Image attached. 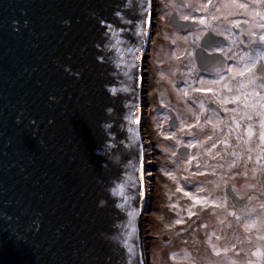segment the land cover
I'll list each match as a JSON object with an SVG mask.
<instances>
[{
    "label": "water",
    "instance_id": "95a60500",
    "mask_svg": "<svg viewBox=\"0 0 264 264\" xmlns=\"http://www.w3.org/2000/svg\"><path fill=\"white\" fill-rule=\"evenodd\" d=\"M153 2L0 0V264H148L138 121Z\"/></svg>",
    "mask_w": 264,
    "mask_h": 264
},
{
    "label": "rangeland",
    "instance_id": "374dc122",
    "mask_svg": "<svg viewBox=\"0 0 264 264\" xmlns=\"http://www.w3.org/2000/svg\"><path fill=\"white\" fill-rule=\"evenodd\" d=\"M205 1L184 0L182 5L175 4L173 0L153 2L157 21L155 18L145 62L147 107L142 131L145 132L143 138L146 140L147 149L151 150L147 157L156 161L157 165L152 169L150 185L153 187L151 202H148L149 209L141 216L140 224L143 250L148 264H233V262L262 264L260 258L253 256L252 253L257 250L264 251V240L258 239V236H264V230L245 231L244 228V221L249 214L256 219L264 218L260 204L252 201V206L249 208L236 211L231 207L230 200L226 199L227 210L225 207L212 206L213 202H221L222 198H225L221 196V191H225L228 183L239 182L243 187L249 172L245 168L247 172L242 173L244 168L240 162V167L237 168L238 176H233L229 167L230 158L225 161V157H220L215 116L201 111L196 100L197 95L190 92L183 83L179 85L174 80L173 75L178 71L173 69L179 61L178 57L183 56L184 48L186 49L187 46L186 35H175L178 39L174 41L169 39V45L165 42L168 40L164 41L166 52L169 54L167 59H171L170 63L168 62L171 64L170 69L168 65L165 70H168L170 76H163V72L160 70L159 73L156 68L158 65L156 58L161 53V45H163L161 41L164 40L163 19L167 18L171 10L179 12L182 18L187 16L197 19L198 12L202 9L201 5ZM225 2L226 0H212L213 4L219 6ZM239 2L243 3L241 0ZM233 7H222L223 27L241 19L233 14L236 11ZM232 8L233 13H231ZM167 59L164 58V64L167 63ZM185 92L187 96L184 95ZM171 108L178 111L177 116L181 122L176 129L169 126ZM197 117H199L197 127L188 130V125L196 123ZM214 125L215 129H213ZM181 126L185 130L182 131ZM169 135L173 138L165 139ZM209 135L213 137L212 140H207ZM213 142L216 143L215 148L211 147ZM190 144L196 146H186ZM185 147H188L190 152L189 155L183 156L179 150ZM193 157L197 159H192ZM169 172L172 173L173 179H169L166 174ZM196 172H206L207 175H192ZM177 187L209 203L193 205V201L183 192L176 191ZM189 209L195 213L191 219L188 217ZM228 212L235 213L241 219L236 220L235 216H229ZM177 219H182L183 223L174 224ZM231 220L236 224L235 229ZM212 245L219 250V255L213 252ZM237 252L240 254L237 255Z\"/></svg>",
    "mask_w": 264,
    "mask_h": 264
},
{
    "label": "flooded vegetation",
    "instance_id": "af4514ba",
    "mask_svg": "<svg viewBox=\"0 0 264 264\" xmlns=\"http://www.w3.org/2000/svg\"><path fill=\"white\" fill-rule=\"evenodd\" d=\"M173 1L177 5L184 4V0ZM241 1L246 5L245 8L239 9L233 7L236 8L234 13L233 8L231 10V13L241 19L233 22L232 25L225 27H223L222 24V6L221 11L217 12L216 7L219 6L217 4L215 5L212 3L208 8L200 9L198 12L199 18L197 19L189 18L185 20L180 16L179 12L171 10V13L168 14L167 18L163 19L165 33L163 34L164 40L161 41V44L163 42L164 46L161 45V53L158 54V57L156 58V61L158 62L156 67L158 72L161 73V70L163 76H170L168 70H165L168 65V69L171 67V64H169L171 59H167L169 54L166 52L167 49L165 48V42L169 45V39H173V41L178 39L175 35L187 36L186 49L184 48L183 56L181 55L178 57L179 61L176 60L177 63L173 69V71H178L173 75L175 78L174 80L179 83V85H182L183 83L190 92L197 95L196 100H198L199 106L201 103L204 104V109H201V111H205V113H208L209 115L213 114L215 116L216 134L219 139L221 151L220 157H225V161L228 157L231 162L235 160V167L231 168L233 176L238 174L237 168L240 167V162L244 168L242 173L249 172L248 179L243 187L239 182L236 184L230 182L227 187H225V191H221V196L229 199L231 207L236 211L249 208L252 206V201L257 202L260 205L264 202V197L260 196L261 168L264 166V160L257 161V145L259 140L258 137H254L250 145H243L242 140L245 131L244 124L241 123V126L237 128L230 123L233 116L232 110L237 106L235 104H225L221 106L216 98L211 95H205L203 91L198 90L199 87L200 89H212L213 91L219 92V95L224 98L231 96L232 93L222 90V84H231L233 81L226 79L225 81H222L221 84H213L211 82L219 80L221 76L226 78L230 77L232 73L227 71L228 68H233L234 70L241 68L243 65L241 64L240 59L245 53L254 56L258 49H264V43H261L258 39L259 35L264 34V28L260 27L264 21H261L259 16L256 15L257 12L264 13V5L255 2V0ZM204 3H206V1ZM174 14L177 16L178 20L187 22L188 26H185L183 29L177 26H172L170 24V19ZM201 18L205 21L207 27L196 22ZM233 24H235V27H233ZM249 32L254 34L251 37V40H255V43L250 41L248 35ZM196 36H199L200 38L198 40L194 39ZM226 36L228 37L227 39L225 38ZM165 39L168 40V42L165 41ZM241 41H243V43H241ZM158 45L160 46V44ZM212 48L222 49L223 51H214L209 54ZM164 58L167 59L166 64L163 62ZM171 62L174 63L175 61ZM261 63H264V61H261ZM201 81H203V83H201ZM168 83H170L169 80ZM177 113L178 111L174 108L169 109L171 118L175 115L177 119L176 127H171L169 122V126L172 129L178 128L181 124ZM230 128L233 129L231 134H229ZM255 130H258V125ZM237 136H241V141L238 142ZM225 139H227V147L222 143ZM238 143L240 144L239 148L237 147ZM247 147L253 149L250 154L246 151ZM188 151L190 152L189 148ZM233 151H238L240 155L233 157ZM249 155H251V160L248 159ZM245 168H247V171ZM253 169H255V172H253ZM233 188H235L234 192L232 191ZM239 189L242 190L240 191ZM249 196L252 197L251 200L248 199ZM234 201L238 206H233ZM232 227L233 229L236 228V224L233 221Z\"/></svg>",
    "mask_w": 264,
    "mask_h": 264
},
{
    "label": "snow or ice",
    "instance_id": "6c2138e0",
    "mask_svg": "<svg viewBox=\"0 0 264 264\" xmlns=\"http://www.w3.org/2000/svg\"><path fill=\"white\" fill-rule=\"evenodd\" d=\"M255 2L260 3L264 5V0H255ZM212 5V0H206V3L202 4V8H208ZM236 7L239 9H243L246 7L245 4L240 3L239 0H226L225 3H223L222 7L224 8H231ZM216 11H221V6L216 7ZM230 14V13H229ZM257 16H259L261 21H264V13L257 12ZM185 20L189 19V17L185 16ZM197 23L205 25V21L201 18L200 20L196 21ZM233 27H235V24H233ZM261 28H264V23L260 25ZM250 41L252 43H255V40H251V37L254 35L252 32L248 33ZM200 37L196 36L194 39L198 40ZM228 38L227 36L225 37ZM187 39V38H185ZM259 41L261 43H264V34L259 35L258 37ZM231 42V41H230ZM243 43V41H241ZM214 51H220L222 52V49L218 48H212L211 52ZM261 61H264V49H258L256 51V54L253 56L249 53H245L241 59L240 62L243 65L241 68L233 69L228 68L227 71L232 73L230 77H223L221 76L219 80L212 81L213 84H221L222 81L231 80L233 83H223L222 84V90H226L230 93H232L231 96L224 98L223 96L219 95V92L213 91L212 89H199L198 91H203L205 95H211L212 97L217 99V102L221 104V106L225 104H235L237 107L233 109V116L230 120V123L232 125H235V127H240L241 123L244 124L245 131L243 133V145H250L253 141L254 137H258L259 143L257 145L258 154H257V161L264 160V63H261ZM203 83V81H201ZM115 92V90H113ZM185 96H187V92L184 93ZM201 109H204V104H200ZM199 124V117L196 118V123L189 124L188 130H191L192 128H196ZM258 125V130H255ZM213 129H215V125L213 126ZM181 130H185L183 126H181ZM233 129L230 128L229 134H231V131ZM173 137L171 135L166 136L165 139L171 140ZM213 137L211 135L207 136V140H212ZM238 142L241 141V136H237ZM179 142V141H177ZM206 142V141H205ZM222 143L225 144L227 147V139L223 140ZM186 146L195 147V144H190ZM212 148L216 147V143L213 142L211 145ZM237 147H240V144L238 143ZM247 153H251L253 149L251 147H247L246 149ZM233 157H237L240 155L238 151L232 152ZM192 159H197L196 157H193ZM248 159L251 160V155L248 156ZM191 162V161H189ZM199 167V165H197ZM230 168L235 167V160H233L229 164ZM253 172H255V169H253ZM169 177V179H173L172 173H166ZM192 175H207L206 172H196L192 173ZM187 179V177H185ZM260 196L264 197V166L261 168V180H260ZM203 190V189H201ZM177 192H183L185 196H187L190 200L193 201V205L201 203V204H207L209 201L207 200H200L194 197L190 192L184 191V189L177 187ZM232 191H235V188L232 189ZM121 195H123V189L121 186ZM226 197L222 198L221 202H213V207H225L226 209ZM249 200L252 199L251 196L248 197ZM233 206L236 205L235 201ZM120 207H123V205H120ZM172 207H175V205H172ZM262 211H264V202L260 205ZM229 216H235L236 220H240L241 217L237 216L233 212L227 213ZM128 215L131 217L134 215L133 212H129ZM195 213L192 212L190 209L188 210V217L191 219L192 216H194ZM131 223V222H130ZM183 223L182 219H177L174 221V224H181ZM203 226V225H201ZM244 228L245 231H248L249 229H257L264 230V218L256 219L249 214L245 221H244ZM135 231V228L133 227V232ZM219 239V237H217ZM258 239L264 240V236H258ZM213 252L216 255H219L220 252L217 250L215 245H212ZM129 251L131 252L132 249L129 248ZM237 255L240 253L237 252ZM253 256L259 257L262 264H264V251L257 250L252 253ZM234 264V262H233ZM251 264V262H249Z\"/></svg>",
    "mask_w": 264,
    "mask_h": 264
},
{
    "label": "bare ground",
    "instance_id": "6f19581e",
    "mask_svg": "<svg viewBox=\"0 0 264 264\" xmlns=\"http://www.w3.org/2000/svg\"><path fill=\"white\" fill-rule=\"evenodd\" d=\"M143 68V74L141 73L142 75V82L144 83L145 82V73H146V68ZM140 81V85H141V91H142V82ZM141 102H140V118H139V121H138V130L140 131V137L142 138V141H143V155H145V162H144V174H143V180H144V186H145V207L146 209L148 208L147 205H148V202L150 203L151 201V193H152V182L150 181L151 180V177L153 176L152 174V169L155 165H157V162L156 161H153V160H150L147 156L151 153V150L148 148L147 149V145H146V140H144L143 138V134L145 132L142 131V122H143V117H144V112H145V109L147 107V100H146V97H144V93L142 91L141 93ZM186 148V147H185ZM188 150V148H186ZM154 153V152H153ZM189 155V151H188V154ZM140 220H142V218H140Z\"/></svg>",
    "mask_w": 264,
    "mask_h": 264
}]
</instances>
